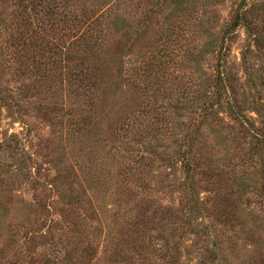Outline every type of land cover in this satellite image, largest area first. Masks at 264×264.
<instances>
[{
	"label": "rangeland",
	"instance_id": "rangeland-1",
	"mask_svg": "<svg viewBox=\"0 0 264 264\" xmlns=\"http://www.w3.org/2000/svg\"><path fill=\"white\" fill-rule=\"evenodd\" d=\"M239 2L0 0V264H264L260 157L202 113ZM247 40L225 58L259 123Z\"/></svg>",
	"mask_w": 264,
	"mask_h": 264
},
{
	"label": "trees",
	"instance_id": "trees-1",
	"mask_svg": "<svg viewBox=\"0 0 264 264\" xmlns=\"http://www.w3.org/2000/svg\"><path fill=\"white\" fill-rule=\"evenodd\" d=\"M248 3V5H246ZM239 25H243L246 29L247 42L244 44V48L241 50V61L245 72V82L248 84L249 88H253L255 91V98L250 99L253 102L252 108L256 110V113L259 116V123H255V120L248 114H246V108L248 99L246 96L239 99L237 96L238 90L235 86L234 80L236 79L235 75L232 73V70L227 64L225 58V49L224 45L225 39L230 37L236 28ZM252 45L254 48H252ZM213 49V48H212ZM256 49L259 54L264 56V0H240L239 4L235 7L234 12L227 21L224 29L220 35L219 47L217 49V63L216 67L210 75V81L214 85L213 93H205L206 97H211L204 101L202 105L203 116L205 112L215 115V122L219 124L222 128L227 123L224 121L222 116H216L214 112V106H219L220 104L225 103L226 112L238 123L237 127L242 132L243 136L248 138V148L246 152L249 155H259V169L263 177V182L260 185L262 192L264 193V96H258L256 94H263L264 90V69L254 66V63L248 59L249 53ZM202 51L201 48L198 52ZM197 57V56H196ZM196 59V58H195ZM100 63L97 61L92 65V70L98 69ZM204 92L206 88L203 87ZM243 94H246V91L243 90ZM0 96H2L0 94ZM199 126V125H198ZM215 130H218L215 128ZM224 136V135H223ZM233 141V138L228 135V132L225 134L224 138L227 137ZM187 151H190L188 148L184 150V155L187 154ZM185 174L184 177L186 182H191L192 175V165L189 162V158L185 159L183 164ZM238 190H244L249 186H252L251 179L246 174H242L237 177ZM191 197L195 202V207L199 208L197 204L198 196L195 194L193 187H190ZM163 222L160 223L162 226ZM165 246H169V239H165ZM210 242V240H209ZM208 247V245H206ZM215 244H212L211 248V257L208 264L212 263L215 260H218V252L216 250ZM118 254V251H115Z\"/></svg>",
	"mask_w": 264,
	"mask_h": 264
}]
</instances>
